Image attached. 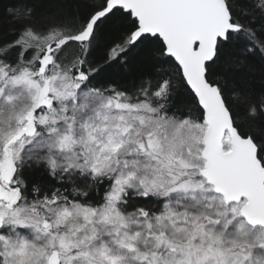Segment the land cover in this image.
Segmentation results:
<instances>
[{"label": "snow or ice", "instance_id": "snow-or-ice-1", "mask_svg": "<svg viewBox=\"0 0 264 264\" xmlns=\"http://www.w3.org/2000/svg\"><path fill=\"white\" fill-rule=\"evenodd\" d=\"M0 264H264V0H0Z\"/></svg>", "mask_w": 264, "mask_h": 264}]
</instances>
